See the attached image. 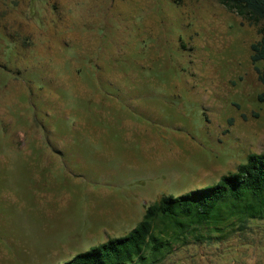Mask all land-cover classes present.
Returning a JSON list of instances; mask_svg holds the SVG:
<instances>
[{
  "label": "rangeland",
  "instance_id": "374dc122",
  "mask_svg": "<svg viewBox=\"0 0 264 264\" xmlns=\"http://www.w3.org/2000/svg\"><path fill=\"white\" fill-rule=\"evenodd\" d=\"M259 37L217 0H0V264H62L264 154Z\"/></svg>",
  "mask_w": 264,
  "mask_h": 264
},
{
  "label": "trees",
  "instance_id": "16d2710c",
  "mask_svg": "<svg viewBox=\"0 0 264 264\" xmlns=\"http://www.w3.org/2000/svg\"><path fill=\"white\" fill-rule=\"evenodd\" d=\"M249 24L259 39L250 46L264 100V0H217ZM264 220V154L250 153L236 171L213 186L173 197L163 195L145 208L142 219L126 235L111 238L77 253L62 264H137L147 256L162 257L174 243L212 239L244 232L250 223Z\"/></svg>",
  "mask_w": 264,
  "mask_h": 264
},
{
  "label": "crops",
  "instance_id": "0c3cea01",
  "mask_svg": "<svg viewBox=\"0 0 264 264\" xmlns=\"http://www.w3.org/2000/svg\"><path fill=\"white\" fill-rule=\"evenodd\" d=\"M52 149L58 151L54 147ZM240 234L236 233L235 235L241 241ZM231 235L233 234L204 240H194L189 237L183 243L177 242L176 245L181 248L175 249L176 246L173 245L170 249L163 250L162 257L147 256L144 262L137 264H255L256 256L250 252V247L246 248V244H250L247 241L236 243L235 248H222L221 244ZM224 246H228V243Z\"/></svg>",
  "mask_w": 264,
  "mask_h": 264
}]
</instances>
